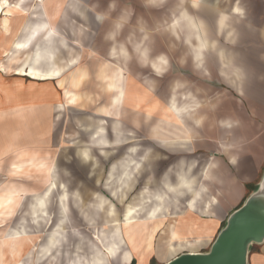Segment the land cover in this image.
<instances>
[{
  "label": "rangeland",
  "instance_id": "obj_1",
  "mask_svg": "<svg viewBox=\"0 0 264 264\" xmlns=\"http://www.w3.org/2000/svg\"><path fill=\"white\" fill-rule=\"evenodd\" d=\"M16 1L7 0L8 4ZM217 1L26 0V14L15 12L10 18V34L0 30V147L5 150L11 146L0 163L3 169L0 184L12 181L28 188L29 192L19 191L16 217H27L26 222L33 227L29 229L33 248L24 250L22 264L84 263L96 249L106 252L103 246L111 239L109 229L111 231L117 226L120 228V249L131 248L123 226L128 215L132 217L130 220L134 228L139 226L134 230L138 235L135 236V243L144 258L139 263V253L132 252L126 264H164L181 253L190 252L191 248H195L194 252L209 250L234 209L228 211L216 225V222H208L214 207H210V212H201V206L195 205L190 211L184 204L185 196L177 202L173 199L167 211L159 214L157 222L160 227L152 235L150 248L145 249L152 219L144 223V216L139 218V213L154 207L153 188L162 189L164 180H171V175L163 171L179 158L167 157L158 164L157 183L147 181L155 177L152 172L142 174L131 184L120 167L128 149L134 150V158L139 159L136 155L139 151V132L132 129L131 123H138L142 101H149L153 97L168 102L173 93L181 101L182 97L188 98L190 94L187 91L192 88V97L200 102L203 100V86L214 91L210 93V100L218 98L219 89L223 92L228 90V80H219L215 74L208 80L196 77L188 62L190 53L195 58L203 54L202 49L194 51L197 36L206 47L198 23L191 14L192 6L207 7ZM237 1L248 9L251 6L259 13L258 16L264 18V0ZM52 2L57 8L54 14L49 7ZM233 3L234 0H219V4L227 8ZM46 4L50 5L45 8L42 19L41 7H46ZM183 12L189 14L196 25L195 31L192 29V43L189 46L184 44ZM35 28L36 32L27 48L18 50L17 43H24ZM120 49L126 51V55L120 53ZM142 49L145 53L141 55ZM156 52L167 57L161 73L150 63V59L156 57L151 55ZM194 65L196 67V62ZM20 67L57 73L50 80L32 79L13 74L12 71ZM153 72L160 76H154ZM73 79L76 85L72 84ZM138 87L139 91L133 93ZM141 89L151 92L144 94ZM66 91L76 94L78 101L68 103ZM8 92L15 94L16 103L13 105L7 102ZM126 95L128 98L131 96L133 106L126 105L121 113L124 101H127ZM117 96L119 100L116 102ZM102 106L109 108L108 113L99 111ZM120 126L123 133L130 128L128 141L125 139L127 135L119 137ZM90 137L92 142L89 141ZM160 150L165 154L164 149ZM183 155L201 165L200 151ZM13 159L18 165L35 167L26 168L23 175L12 178L6 163ZM36 166L49 167L51 181L63 180L66 185L65 189L55 186L50 190L48 219L45 221L40 219V215L34 220L32 217L31 221L27 216L33 205L30 201L34 196L41 198L39 194L46 187L43 172ZM29 194L34 196L30 197ZM36 220L40 222L36 223ZM136 220L140 222L139 225L134 223ZM195 221L198 227L192 228ZM13 223L14 220L7 222L0 240ZM57 226L61 230L59 238L47 251L40 252L41 248L47 246L45 242ZM172 232L177 236L172 240L176 249L168 254L165 248ZM118 239L114 240L119 243ZM186 242H190V245H186ZM256 245L251 246L249 253ZM119 263L112 257L107 261V264Z\"/></svg>",
  "mask_w": 264,
  "mask_h": 264
},
{
  "label": "crops",
  "instance_id": "obj_2",
  "mask_svg": "<svg viewBox=\"0 0 264 264\" xmlns=\"http://www.w3.org/2000/svg\"><path fill=\"white\" fill-rule=\"evenodd\" d=\"M216 3L207 7L192 6L191 14L198 23L206 47L201 57L196 60L190 53L188 62L196 77L208 80L215 74L219 80H228V90L223 92L219 89L218 98L210 100V93L214 91L203 86L201 90L203 100L200 102L192 97L194 95L192 88L191 92L187 91L190 94L189 99L185 96L182 97V101L173 93L176 100L171 108L182 110L181 120L187 129L186 134L180 133L179 137L176 128L171 127L170 132L167 131L162 117L168 102L153 97L149 101L147 99L142 101L138 123H131L132 129L139 132L137 145L139 151L136 154L139 159L134 158V150L128 149L120 168L131 184H134L142 174L152 172L155 177L148 178L147 181L157 183L158 164L167 157L179 158L163 171L171 175V180L165 179L162 189L153 188L154 207L160 203L161 211L165 212L173 199L177 202L185 196L184 204L187 210H193L190 202L194 206H201V212H210V207H214L208 222H216L217 225L228 211L242 203L250 193L249 186L256 185L264 170V18L258 16L259 13L251 6L248 9L237 0L228 8L221 6L219 0ZM49 5L41 7L42 19L46 12L45 8L47 9ZM49 7L56 13V7ZM140 40L141 37L138 41ZM190 42L184 44L189 46ZM158 55L164 54L156 52L151 56ZM163 57L166 60L167 57ZM199 61L201 63L195 67L194 63ZM153 74L160 76L158 73ZM133 91V93L139 91V87ZM141 91L146 94L147 90ZM8 94L7 102L13 105L16 103L15 94L9 92ZM125 99L127 101H124L121 113L126 105L133 106L131 96L128 98L126 95ZM108 119L113 122L111 118ZM123 131L120 126L119 137L124 138L127 135L125 139L128 141L131 130L126 128L127 133ZM106 136L108 141V132ZM89 141L92 142L91 137ZM10 147L5 150H1L0 147V163ZM160 149H164L165 154ZM194 151L202 153L201 165L183 155ZM14 159L6 163L8 174L12 178L23 175L26 168L35 167L18 165ZM36 167L43 172V179L46 181V187L39 195L48 205L52 187L65 189L66 185L63 180L51 181L49 167ZM2 172L3 169L0 167V174ZM19 191L29 192L26 186L12 181L0 184V224H7L11 220L16 222ZM37 200L34 196L30 203ZM158 217V214L154 215L156 218L154 221L158 220ZM194 223L192 228H197V221ZM5 227L6 225L0 227V236ZM194 249L191 248L190 251L194 252ZM249 259V264H264V243L252 248Z\"/></svg>",
  "mask_w": 264,
  "mask_h": 264
},
{
  "label": "bare ground",
  "instance_id": "obj_3",
  "mask_svg": "<svg viewBox=\"0 0 264 264\" xmlns=\"http://www.w3.org/2000/svg\"><path fill=\"white\" fill-rule=\"evenodd\" d=\"M36 1H41V0H36ZM159 1H161V0H156V2H159ZM25 2H26V0H17L13 4H8L7 0H2L0 2V30H1L2 33L8 34V35L10 34V22L9 21H10V18L12 16H14L15 12H19L20 15L26 14L25 7H24V3ZM51 5L56 7L55 2H52ZM182 15H183V18H182L183 24H182V26H184L182 28V31H184V34H185V40L184 41L185 42H190L191 39H192V36H193V31H195V27L194 26H196V25H195V22L193 21V18L189 14L183 12ZM36 29L37 28H35L33 30V32L29 33L28 39L24 43H17L16 47H17L18 50H24L25 48H27V44L30 41V39L34 36V33L36 32ZM192 29H193V31H192ZM197 38H198L197 42L193 44L194 49H195L194 51H200L201 49L203 50L205 48V45H204V43H202L201 39L198 36H197ZM21 45H23V46L21 47ZM119 51H120V53H122L124 55H126V53H127L126 51L123 52L122 49H120ZM119 51H118V53H119ZM4 52H6V50H4ZM115 53H117V52L115 51ZM144 53L145 52L142 49L140 54L142 55ZM196 59L197 58H195V60ZM164 61H165L164 57L161 56V55L156 56L154 59H150V63L153 65V68H155L156 71L159 72V73H161L163 71ZM40 62H42V61H40ZM198 63H201V61L197 62L196 65ZM34 64L36 65V63H34ZM12 72H13V74L22 75V76H28V77H30L32 79H49V80L53 79L55 77V74L57 73L56 71H53V70L47 71V72H42V71H39L37 68H34V67H29L28 70L24 69L23 67H20V68L14 69ZM74 75H73L72 78H74ZM72 84H75V85L77 84L74 81V79L72 80ZM65 98L67 99V102L71 103V104L72 103L73 104L76 103L78 101V99H79L76 94L70 93L69 91H66ZM118 100H119V97L117 96L116 102ZM175 100H176L175 99V95H171L169 97L168 105L164 109L162 117H163V120L165 121V125H166V127L168 129L167 131L170 132L169 128H171V127L172 128H176L178 130L177 137H179L180 133L186 134L187 129L185 128L184 123L181 120V115L180 114L182 113V110H180V109H172L171 108L172 105H175ZM107 109H109V108L106 107V106H102L99 109V111L108 113ZM148 112H150V111L148 110ZM18 199H19V196L17 198V201H19ZM23 203H24V200H23ZM18 204H19V202H17V205ZM32 204L33 205L31 207V209L28 210V215H27L28 218L32 219V217H33V220H34V217L36 218V217H38L40 215V219L42 221H45L46 219H48V216H47V204H46V200L45 199L39 198L38 202H36V204H34V203H32ZM190 207L191 208L194 207V204H192L191 202H190ZM161 208H162L161 204L157 203V204H155V207H153L152 209H148V210H144V211L142 210L143 213L142 214L139 213V215L141 216L139 218H142V216H144L143 217V222L144 221L149 222L152 219V221H151L152 222V227H151V229L149 231L148 239L147 240L145 239L146 240L145 241L146 242L145 243L146 244L145 249L150 248L152 235L156 231L157 227L159 226V222H157V220L154 221L156 218H149V217H154V215H156V214L159 215L160 212H161ZM163 208H164V206H163ZM12 210H14V209L12 208ZM13 217H14V215H13ZM127 218L123 221L124 234L126 236L127 241L131 243V248H128V249L121 248L120 249L119 244H120L121 236H120V228L118 226L115 227V229H112L111 231L108 228L109 229L108 236L112 240L110 239V241L103 246L104 249H106V252H104V250H102V249L101 250L100 249H96L94 251V253H93V256L90 259H88L84 263H80V264H107V261L109 260V257L117 259L120 262L119 264H122V263L126 264L127 262L130 261V257H131L132 252L139 253L137 255L139 257V263H141V261L144 258V255L140 254L141 252H138L139 251V249H138L139 247L137 246L138 244L135 243L136 242V237L138 236V235H136L137 232L134 231L136 229V227L134 228L135 225L130 220L132 217H130L128 215ZM147 218H149V219H147ZM26 220H27V217H24L23 215L18 217L16 222L14 223V225L11 226L8 229V231L3 235L2 239L0 240V264H22L21 255L24 252V250L26 248H28V247L33 248V243H32V240L30 238L32 232L29 231V229L33 228V227L30 226V224H28L26 222ZM39 220H36L35 222L39 223L40 222ZM133 220H135V219H133ZM134 223L135 224L137 223V225L140 224V222L138 220H136ZM5 225L6 224H0V227L1 226H5ZM43 225H45V224H43ZM104 228H106V227H104ZM138 228H139V226L137 227V229ZM51 232L52 233L48 236L49 238H47L48 240H46V242H45L47 246L46 247L43 246L44 248H41L40 252H42L43 250L47 251L50 247H52L55 244V242L57 241V239L59 238L60 234H61V230H59V226H57L56 229H53ZM175 234L176 233L172 232L170 234L169 239H168L169 244H168L167 249L165 248V251L168 254L172 253L176 249L175 246L172 244V240H174L175 237H177ZM142 236H141V238H142ZM115 238H119L118 239L119 243H118V241L114 240ZM99 239H101V238H99ZM198 241H199V239L196 240V243ZM180 244L181 243H179L178 245H180ZM186 245H190V242H188ZM161 251L163 252V250H160V252ZM27 252H28V254H31V252H29V251H27ZM190 252H192V251H190Z\"/></svg>",
  "mask_w": 264,
  "mask_h": 264
},
{
  "label": "water",
  "instance_id": "obj_4",
  "mask_svg": "<svg viewBox=\"0 0 264 264\" xmlns=\"http://www.w3.org/2000/svg\"><path fill=\"white\" fill-rule=\"evenodd\" d=\"M264 172V170H263ZM264 243V173L227 217L206 252H184L164 264H248L253 244Z\"/></svg>",
  "mask_w": 264,
  "mask_h": 264
},
{
  "label": "trees",
  "instance_id": "obj_5",
  "mask_svg": "<svg viewBox=\"0 0 264 264\" xmlns=\"http://www.w3.org/2000/svg\"><path fill=\"white\" fill-rule=\"evenodd\" d=\"M254 186H255V185L249 186V188H248V192L252 191V190L254 189ZM240 205H241V204H240Z\"/></svg>",
  "mask_w": 264,
  "mask_h": 264
},
{
  "label": "snow or ice",
  "instance_id": "obj_6",
  "mask_svg": "<svg viewBox=\"0 0 264 264\" xmlns=\"http://www.w3.org/2000/svg\"><path fill=\"white\" fill-rule=\"evenodd\" d=\"M152 2H153V3H156V0H152ZM22 46H23V45H21V47H22ZM72 63L75 64V61H72ZM65 211H67V210H65Z\"/></svg>",
  "mask_w": 264,
  "mask_h": 264
}]
</instances>
